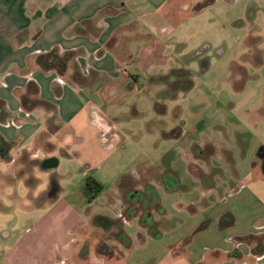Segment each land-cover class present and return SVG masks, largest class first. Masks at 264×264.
<instances>
[{"label": "rangeland", "instance_id": "rangeland-1", "mask_svg": "<svg viewBox=\"0 0 264 264\" xmlns=\"http://www.w3.org/2000/svg\"><path fill=\"white\" fill-rule=\"evenodd\" d=\"M174 22L163 20V27L170 26L163 29L159 49L151 39L128 44L136 61L121 70L138 79L85 94L118 140L83 113L85 135L71 139L70 157L60 150L48 153L61 159L58 168L45 171L41 159L31 160L33 153L22 150L8 161L0 156V165L12 164L16 173L14 179L0 173V264L13 258L20 264H74L79 260L73 246L81 236H87L89 250L82 251L88 257L92 245L105 237L92 220L118 218L119 211V217L129 215L127 194L120 192L123 204L116 196L125 175L141 176L135 191H144L146 184L155 187L164 211L154 212L160 238L137 218L125 223L133 245L125 253L118 247L116 256L124 253L125 264L164 262L172 245L192 235L195 258L207 251H233L237 237L264 236V175L252 167L264 145V2L218 0L196 14L187 7ZM150 32L143 23L137 30ZM173 70L187 74L172 77ZM171 82L180 86L177 93L170 91ZM36 166L46 177L45 192L34 197L17 189L5 196L20 180L33 191L44 183L33 174ZM89 179L102 187L93 202L83 194ZM53 181L61 186L56 199L45 197ZM226 213L231 215L225 224L234 225L221 230L218 219ZM82 224L87 231L78 228ZM239 248L243 262L227 264H250L251 258L264 264V257H250L246 243Z\"/></svg>", "mask_w": 264, "mask_h": 264}, {"label": "crops", "instance_id": "crops-1", "mask_svg": "<svg viewBox=\"0 0 264 264\" xmlns=\"http://www.w3.org/2000/svg\"><path fill=\"white\" fill-rule=\"evenodd\" d=\"M148 1L146 8L138 9L143 0H0V138L9 157L16 150L33 155L45 152L41 168L52 165V161H56L58 168L61 159L48 153L60 150L63 157H70L71 139L82 140L85 135L80 129L83 113L97 129L118 138L113 133L115 128L105 123L85 94L93 89L112 90L121 79L124 85V80L138 79L137 74L121 70L122 64L136 61L128 44L151 39L153 45L161 48L163 29L170 26L163 27V20L169 18L174 24L179 13L190 5L189 0ZM141 23L154 33H137ZM53 51L60 56L73 55L64 74L45 70L39 64L42 56ZM76 68L90 79L87 85L73 82ZM135 179L142 180L141 176ZM55 183L52 199L61 191L60 184ZM120 192L118 188L116 196L120 197ZM228 214L231 215L226 213L218 219L221 230L227 229ZM78 228L88 229L83 224ZM244 237L248 236L234 238L237 244L233 251H207L201 258L190 252L192 241L180 251H172V245L164 262L159 264H227L234 259L242 263L245 256L239 248L242 243L250 247V257L262 259L264 255L254 254L257 246L237 240ZM86 242L87 236L75 242L73 247L79 261L74 264H125L124 253L128 250L121 245L116 246L123 248L121 259L98 256L97 243L92 245L88 257L81 258ZM249 263L261 264L252 258ZM11 264L20 263L13 258Z\"/></svg>", "mask_w": 264, "mask_h": 264}, {"label": "trees", "instance_id": "trees-1", "mask_svg": "<svg viewBox=\"0 0 264 264\" xmlns=\"http://www.w3.org/2000/svg\"><path fill=\"white\" fill-rule=\"evenodd\" d=\"M217 1L218 0H189V7L191 13L196 14L205 10L206 8L215 5ZM72 56V54L60 56L57 51H53L47 55L42 56L39 60V64L42 65L45 70H57L60 74H64L67 70L70 60H72ZM177 74L187 73L182 70H173L171 76L174 77ZM72 80L75 84L78 85H87L90 82V79H86L85 77H83L78 68L75 69ZM178 87L180 86L177 83L171 82L169 84V89L172 93H177L180 90ZM3 147L4 145L0 138V155L3 159L6 160L9 157L8 150L7 148L6 150H4ZM53 184H55L56 186L55 181H53ZM118 184L121 192L127 194L128 204L126 205L125 210H128L129 215L127 216L124 212H122V215L118 218L108 219L96 217L94 220H92V226L99 228L103 233H105V237L98 239L96 254L106 259H113L114 257L119 255L117 254V247L111 246L109 242L117 243L118 245H121L125 250H130L132 248V239L125 231V223L129 219L137 218L139 221V225L144 229H148L152 237H161L158 232V222L154 219V212L163 214L164 211L160 205V199L158 194L156 193L155 187L146 184L144 191H135L134 189L139 186V180L127 175L122 176L119 179ZM101 189L102 187L100 186L98 181L89 179L86 183L83 194L89 202H93L101 192ZM228 216L230 215L228 214ZM229 225H234V221L229 222L227 226ZM200 230L201 228L198 231ZM198 231H196L194 234H196ZM192 238L193 235L172 246L171 250L180 251L185 249L191 243ZM237 240L239 242L247 243L257 242V247L254 250V254L256 256L264 255V236L256 237L250 235L248 237L238 238ZM84 249L86 251L89 250L88 241L85 243ZM85 256L86 255H81V258H85Z\"/></svg>", "mask_w": 264, "mask_h": 264}, {"label": "clouds", "instance_id": "clouds-1", "mask_svg": "<svg viewBox=\"0 0 264 264\" xmlns=\"http://www.w3.org/2000/svg\"><path fill=\"white\" fill-rule=\"evenodd\" d=\"M43 158V154L42 153H37L34 155H31L29 157V159L31 160H37V159H42ZM20 168H23V165L20 166ZM0 173H3L5 175H10L12 176V178L14 179L16 176L15 171H12V164L9 165H0ZM33 174L35 176V178L37 180H41L44 181V183L38 184L35 188V190H30L27 189L24 185V180H20L17 181L15 186H9L6 191H5V196H10L12 195L13 191L15 190H19L21 194L27 193L29 191H31V194L34 197H39L43 192L46 191L47 188V181H46V177L44 176V174H42L38 168V166L34 167L33 169Z\"/></svg>", "mask_w": 264, "mask_h": 264}, {"label": "flooded vegetation", "instance_id": "flooded-vegetation-1", "mask_svg": "<svg viewBox=\"0 0 264 264\" xmlns=\"http://www.w3.org/2000/svg\"><path fill=\"white\" fill-rule=\"evenodd\" d=\"M3 148H4V150H6V147H3ZM9 159H10V157H8L6 159V161H8ZM252 167L255 170V174L258 173L260 175H264V145L261 146L260 149L258 150L256 158L252 163ZM51 189L52 190L50 192L49 191L46 192L45 197L51 198V196L53 195V192L56 190L55 184L52 183ZM253 236L259 237L260 235H253ZM249 244L257 246V242H254V243L249 242Z\"/></svg>", "mask_w": 264, "mask_h": 264}, {"label": "water", "instance_id": "water-1", "mask_svg": "<svg viewBox=\"0 0 264 264\" xmlns=\"http://www.w3.org/2000/svg\"><path fill=\"white\" fill-rule=\"evenodd\" d=\"M56 167H57L56 161H52V165H48V169H52V168H56Z\"/></svg>", "mask_w": 264, "mask_h": 264}]
</instances>
